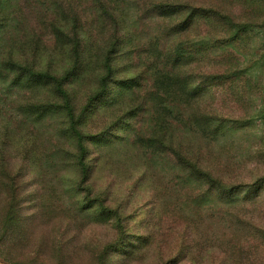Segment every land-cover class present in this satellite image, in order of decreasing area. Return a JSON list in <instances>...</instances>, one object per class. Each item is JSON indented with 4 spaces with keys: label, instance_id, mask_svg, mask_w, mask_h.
I'll list each match as a JSON object with an SVG mask.
<instances>
[{
    "label": "rangeland",
    "instance_id": "374dc122",
    "mask_svg": "<svg viewBox=\"0 0 264 264\" xmlns=\"http://www.w3.org/2000/svg\"><path fill=\"white\" fill-rule=\"evenodd\" d=\"M0 264H264V0H0Z\"/></svg>",
    "mask_w": 264,
    "mask_h": 264
},
{
    "label": "trees",
    "instance_id": "16d2710c",
    "mask_svg": "<svg viewBox=\"0 0 264 264\" xmlns=\"http://www.w3.org/2000/svg\"><path fill=\"white\" fill-rule=\"evenodd\" d=\"M156 10L159 11L160 15L161 14L162 15L163 14L179 15L183 12L186 13V16L182 20H179L177 21V23H173L172 25L169 26L170 30L168 33H172V34L177 33V31L180 30L181 28L182 29L188 28L190 21H192L193 24L195 25L199 20L202 22V20H206V18L211 19V21L208 23L209 25L208 27L213 29L214 31L213 34H207L204 36H200V38H197L196 41L194 42V45L198 44L203 47H207L210 45L215 46V47H221L222 45L227 46L230 44L232 45L231 41L241 36V33H243L249 27H251L250 24H239L238 22H235L229 15L222 14L221 11L219 10L205 8V7L199 6V4L197 6H191L189 4H183V3H171V4L159 3L156 5ZM217 26H220L221 29L224 30L222 32H224L225 36H218L215 34L216 31H219V30H216V28H218ZM225 28L227 31H230L232 29V31L230 32L231 34L229 33L226 35ZM178 49L182 51L183 48H178ZM195 58L196 57H194V59ZM179 63H182V62L179 61ZM250 68L251 66L242 68V72H245L246 75H248V78L246 80V84L248 87H252L253 83L256 82L254 78L249 77ZM200 75L201 76H196V78L193 80L192 85L189 87L190 88L189 93H191L193 97L201 93L202 89L205 88V86L213 85L220 79H221L220 80L221 82L219 81L220 83H225V82H222L224 80L223 78L224 74H220V75L200 74ZM161 77H163V73ZM170 79H172V77L169 75V73L164 76V82L165 81L169 82ZM176 85H178V82ZM179 89H181L182 91V88H179ZM170 107H172V105H167L166 103L162 104V108L165 110ZM68 116L70 118L69 129L72 132V135L74 136V138L76 139L77 145L80 149V152L82 153L84 152L83 135L81 134L78 127L76 126L75 116L71 110L68 112ZM260 118H262V115L260 116ZM81 165L83 168V161H81ZM256 182L257 181L250 183V184H246L245 187L248 188L247 190L252 189V187H254Z\"/></svg>",
    "mask_w": 264,
    "mask_h": 264
}]
</instances>
